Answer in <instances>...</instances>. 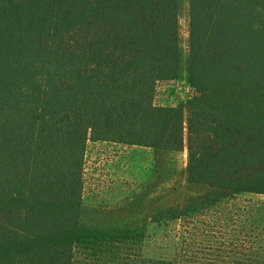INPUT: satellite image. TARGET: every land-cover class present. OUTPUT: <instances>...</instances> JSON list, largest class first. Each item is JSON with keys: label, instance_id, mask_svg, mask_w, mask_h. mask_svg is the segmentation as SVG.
Wrapping results in <instances>:
<instances>
[{"label": "trees", "instance_id": "1", "mask_svg": "<svg viewBox=\"0 0 264 264\" xmlns=\"http://www.w3.org/2000/svg\"><path fill=\"white\" fill-rule=\"evenodd\" d=\"M180 3L0 0V264H147L138 227L80 224L90 144L187 149L192 202L144 222L178 236L264 197V0H189L186 110L156 102L180 78Z\"/></svg>", "mask_w": 264, "mask_h": 264}, {"label": "rangeland", "instance_id": "2", "mask_svg": "<svg viewBox=\"0 0 264 264\" xmlns=\"http://www.w3.org/2000/svg\"><path fill=\"white\" fill-rule=\"evenodd\" d=\"M189 40V0H181L180 78L159 84V106L187 108ZM187 169V149L165 153L90 144L80 224L99 230L138 227L147 264H264V197L246 196L248 200L206 209L179 236L170 222L144 225L157 208L177 209L192 202L194 194L186 191ZM221 212L226 217L219 220ZM23 228L5 225L4 239L22 240L26 235Z\"/></svg>", "mask_w": 264, "mask_h": 264}]
</instances>
